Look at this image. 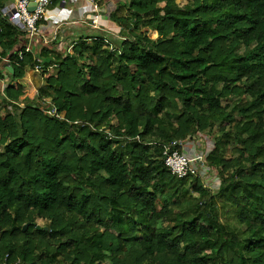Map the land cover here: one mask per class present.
Masks as SVG:
<instances>
[{
	"label": "trees",
	"instance_id": "trees-1",
	"mask_svg": "<svg viewBox=\"0 0 264 264\" xmlns=\"http://www.w3.org/2000/svg\"><path fill=\"white\" fill-rule=\"evenodd\" d=\"M177 1L113 7L120 34H77L75 54L20 59L0 18V261L264 264V0ZM201 136L217 189L199 161L184 178L164 163Z\"/></svg>",
	"mask_w": 264,
	"mask_h": 264
},
{
	"label": "built area",
	"instance_id": "built-area-1",
	"mask_svg": "<svg viewBox=\"0 0 264 264\" xmlns=\"http://www.w3.org/2000/svg\"><path fill=\"white\" fill-rule=\"evenodd\" d=\"M2 1L3 2L0 5V18L14 26L20 33L26 36L24 49L18 54L20 59L23 58L25 52H34L35 44L38 40L42 45H49L57 40L60 26H57L54 33L49 37H45L40 31V23L47 17L48 10L52 5L53 0H17L16 2ZM87 1L95 6V13L93 18L90 20V23L88 21L83 22L94 29H103L101 26L102 12L97 2L95 0ZM32 2H35V7L31 11L30 5ZM65 2L66 0H62L61 3ZM4 63L8 69L10 67L9 60L4 59ZM34 70L40 71V68L37 66ZM5 80H7V78L2 80V86H4ZM48 113L52 116L63 118L54 106L49 108ZM163 158L168 170L179 178H184L198 172V169L193 166V161H202L204 164V160H202L203 158H189L187 155L179 152L178 150L171 151L170 146L164 147ZM7 258L8 256L6 255L0 261V264H21L19 260L8 261Z\"/></svg>",
	"mask_w": 264,
	"mask_h": 264
},
{
	"label": "rangeland",
	"instance_id": "rangeland-1",
	"mask_svg": "<svg viewBox=\"0 0 264 264\" xmlns=\"http://www.w3.org/2000/svg\"><path fill=\"white\" fill-rule=\"evenodd\" d=\"M125 1L127 0H101V4L98 5L100 10H101V14H102V21H101V26L103 28V32L105 33H112L115 36H118L119 33V29L115 28V25L112 24H108V15L110 14L111 9L118 5L123 4ZM99 3V1H97ZM178 4H180L181 6H183L186 1L184 0H178L177 1ZM162 6V5H160ZM113 8V9H114ZM69 18H65L64 21H66ZM91 20V19H90ZM90 20H88V22L90 23ZM68 22V21H67ZM62 30L66 35L68 34V32L72 33L73 36L72 37H67L63 38L61 36L60 31L58 32V38L57 40L54 41V43H57L58 45H54V43H50L48 46L51 48H55L60 54H75L77 53V51L74 48V44L75 42H77V34H86V35H98L99 31L95 30L94 28L90 27L89 25L83 24L81 21H73L72 23H69L68 25L63 26ZM105 29V30H104ZM109 31V32H108ZM103 33V34H105ZM107 35V34H105ZM126 36V35H125ZM154 37V35H153ZM59 40H62V42H60ZM42 45V44H41ZM87 45L88 46H92V40L87 41ZM44 46V45H42ZM111 48V46L109 47ZM84 59L81 61V63L83 65H90L93 63V59H92V55L88 56L84 53ZM32 70L29 69V74H28V78L32 84V86L34 88H39L40 86H42L43 84H45V81L43 80L42 77V73L40 71H35V72H31ZM7 82H9V79L5 80V85L7 84ZM4 86H1L0 88V112H4L3 108H4V103L2 101V97H3V88ZM236 100V98H232L231 101ZM50 102V99H47V102ZM227 101L223 100V105H225ZM62 117H64V113L61 114ZM116 119L114 118L112 123H116ZM108 130V129H107ZM214 135H219V131H218V126L214 129ZM194 144H196L198 146L197 149H195L196 151H194V149H192V154L193 157L196 158H203L202 160H206L205 157L207 155L208 152V148L206 147L208 144L211 143V141L207 142L206 138L201 137H195L194 140L192 141ZM191 142V146L195 147V145ZM232 146L235 145V143H231ZM196 148V147H195ZM205 153V154H204ZM229 156H231V154H229ZM207 163L205 162L204 164L202 163V161H199V168H200V172H201V176H202V180L204 182V184L206 186H209L213 189H217L218 186L220 185V178L217 176V172L215 170L210 169V172L207 170ZM232 170H229V173H231ZM39 224V226H42L43 224H45L44 220H38L37 222Z\"/></svg>",
	"mask_w": 264,
	"mask_h": 264
},
{
	"label": "crops",
	"instance_id": "crops-1",
	"mask_svg": "<svg viewBox=\"0 0 264 264\" xmlns=\"http://www.w3.org/2000/svg\"><path fill=\"white\" fill-rule=\"evenodd\" d=\"M6 2H16L17 0H5ZM34 1V0H31ZM95 13V6L87 0H66L65 3H61L58 6H50L47 17L40 23V31L45 37H49L54 33L57 26H60V33L63 38L72 37L73 34L68 32L66 35L62 30L63 26L72 23L73 21H88L93 18ZM65 18H69L66 21ZM68 21V22H67ZM88 25V24H86ZM74 37V36H73ZM62 42V40H59ZM20 43H26V36L22 35ZM54 43V42H53ZM38 45L34 49H39L42 47L40 41L36 42ZM57 46L58 44L55 43ZM31 72H35L32 70ZM29 74V70H28ZM194 149V148H192Z\"/></svg>",
	"mask_w": 264,
	"mask_h": 264
},
{
	"label": "water",
	"instance_id": "water-1",
	"mask_svg": "<svg viewBox=\"0 0 264 264\" xmlns=\"http://www.w3.org/2000/svg\"><path fill=\"white\" fill-rule=\"evenodd\" d=\"M34 7H35V2H32L30 5V10L32 11L34 9ZM8 70L11 72L13 71L12 67H9ZM28 226H29V224H25L23 227V230L25 231ZM37 229H41V226L37 225ZM45 229H47V227H45Z\"/></svg>",
	"mask_w": 264,
	"mask_h": 264
}]
</instances>
